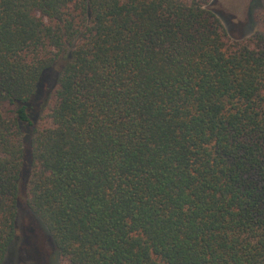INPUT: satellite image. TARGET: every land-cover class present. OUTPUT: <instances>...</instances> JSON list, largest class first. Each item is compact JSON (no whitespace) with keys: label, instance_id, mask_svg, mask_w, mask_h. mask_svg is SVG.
<instances>
[{"label":"trees","instance_id":"obj_1","mask_svg":"<svg viewBox=\"0 0 264 264\" xmlns=\"http://www.w3.org/2000/svg\"><path fill=\"white\" fill-rule=\"evenodd\" d=\"M213 1L0 0V264L23 198L62 264H264V12Z\"/></svg>","mask_w":264,"mask_h":264},{"label":"rangeland","instance_id":"obj_2","mask_svg":"<svg viewBox=\"0 0 264 264\" xmlns=\"http://www.w3.org/2000/svg\"><path fill=\"white\" fill-rule=\"evenodd\" d=\"M211 6L222 20L229 36L235 39H243L256 32L260 27L257 15L264 12V0H214ZM55 80V75L47 76L46 85L53 86ZM25 202L23 198L19 216V236L24 243L21 244L23 248L16 264H62L55 255L52 239L27 210ZM43 255H51L53 260L49 262L47 256L43 261Z\"/></svg>","mask_w":264,"mask_h":264}]
</instances>
